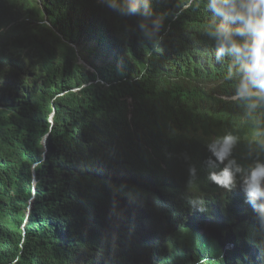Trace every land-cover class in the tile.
<instances>
[{"label": "trees", "instance_id": "obj_1", "mask_svg": "<svg viewBox=\"0 0 264 264\" xmlns=\"http://www.w3.org/2000/svg\"><path fill=\"white\" fill-rule=\"evenodd\" d=\"M152 7L156 45L103 0H0V264H264L246 194L205 164L228 131L239 163L264 160V128L214 60L206 0Z\"/></svg>", "mask_w": 264, "mask_h": 264}, {"label": "clouds", "instance_id": "obj_2", "mask_svg": "<svg viewBox=\"0 0 264 264\" xmlns=\"http://www.w3.org/2000/svg\"><path fill=\"white\" fill-rule=\"evenodd\" d=\"M103 4L120 16L136 17V27L149 43L156 45L163 40L160 31L165 16L154 14L153 0H103ZM196 6L199 7L198 2ZM206 7L211 13L206 34L215 43L214 60L216 63L230 60L224 79L234 82L233 98L257 128H264V0H206ZM9 38L7 29L0 28L2 56L11 54ZM239 142V136L231 131L210 138L205 161L208 179L224 191L239 187L246 194V203L255 211L254 219L264 245V160L255 159L247 165L239 163L233 157ZM258 149L264 150V141L258 144ZM195 171V167L190 168V174ZM188 203L196 210H204L202 198L190 199ZM205 228L207 232H202ZM212 228L207 225L198 231L208 235ZM261 256L264 258V250Z\"/></svg>", "mask_w": 264, "mask_h": 264}, {"label": "bare ground", "instance_id": "obj_3", "mask_svg": "<svg viewBox=\"0 0 264 264\" xmlns=\"http://www.w3.org/2000/svg\"><path fill=\"white\" fill-rule=\"evenodd\" d=\"M13 1H14V0H13ZM22 1H23V0H22ZM10 3H12V1H11ZM14 3H16V2H14ZM24 3H25V2H24ZM27 3H28V2H27ZM27 3H26V4H27ZM40 4H41V3H40ZM23 6H24V5H23ZM27 6H28V5H27ZM29 6H30V5H29ZM25 7H26V6H25ZM27 8H28V7H27ZM27 8H25V10H27ZM30 8H31V7H30ZM42 8H43V5H42ZM29 10H30V9H29ZM42 14H43V12H42ZM30 15H31V14H30ZM30 15H29V16H30ZM32 16H33V15H32ZM32 16H31V17H32ZM34 16H35V15H34ZM43 16H44V15H43ZM39 17H40V16H39ZM39 17H38V18H39ZM33 19H34V18H33ZM37 25H38V24H37ZM45 25H46V24H45ZM77 61H78V60H77ZM91 71H92V70H91Z\"/></svg>", "mask_w": 264, "mask_h": 264}, {"label": "rangeland", "instance_id": "obj_4", "mask_svg": "<svg viewBox=\"0 0 264 264\" xmlns=\"http://www.w3.org/2000/svg\"><path fill=\"white\" fill-rule=\"evenodd\" d=\"M208 228L202 229V232H207Z\"/></svg>", "mask_w": 264, "mask_h": 264}, {"label": "water", "instance_id": "obj_5", "mask_svg": "<svg viewBox=\"0 0 264 264\" xmlns=\"http://www.w3.org/2000/svg\"><path fill=\"white\" fill-rule=\"evenodd\" d=\"M44 143L46 144V140L44 141Z\"/></svg>", "mask_w": 264, "mask_h": 264}]
</instances>
